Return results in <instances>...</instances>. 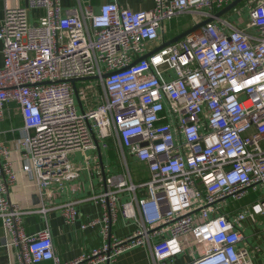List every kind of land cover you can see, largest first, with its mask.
Wrapping results in <instances>:
<instances>
[{
  "label": "built area",
  "instance_id": "1",
  "mask_svg": "<svg viewBox=\"0 0 264 264\" xmlns=\"http://www.w3.org/2000/svg\"><path fill=\"white\" fill-rule=\"evenodd\" d=\"M234 1L154 0L134 12L107 0L95 12L91 0H78L79 11L64 10L61 0H26L5 9L0 120L7 104L18 108L23 171L45 190L73 181L79 173L69 156L114 136L122 156L149 174L142 184L103 176L95 198L103 217L88 225L98 224L107 242L63 263L48 230L27 234L25 212L7 199L17 176L0 144V220L19 264H111L138 246L148 247L152 264L183 254L184 264H254L244 224L264 217V0H244L246 24L218 27L213 11ZM183 13L210 21L135 63L162 24ZM82 78H95L97 91L69 82ZM137 188L142 198L118 204L119 194ZM250 194L240 209L230 206ZM72 205L60 207L68 223ZM119 213L140 224L121 240L110 236Z\"/></svg>",
  "mask_w": 264,
  "mask_h": 264
},
{
  "label": "crops",
  "instance_id": "2",
  "mask_svg": "<svg viewBox=\"0 0 264 264\" xmlns=\"http://www.w3.org/2000/svg\"><path fill=\"white\" fill-rule=\"evenodd\" d=\"M106 1L91 0L90 4L97 12L100 5ZM117 1L120 8L134 12L147 11L154 6V0ZM245 1L229 12H224L228 5L215 9L213 11L215 24L222 27V22H228L234 26H242L243 19L237 13H244L247 16ZM25 6L26 0H0V23L6 8ZM61 6L66 11H79L81 7L78 0H61ZM240 7H244V10L240 11L242 9ZM40 14L41 12H31L32 18ZM204 21L206 20L191 13L173 17L162 24L159 38L150 44L148 52L171 42ZM22 128L23 123L18 108L14 104H7L4 107L3 118L0 120V144L11 152L10 161L17 177L16 182L9 187L6 197L11 204L25 212L22 216V226L25 232L34 234L47 229L54 253L63 263L72 262L83 254L100 249L107 240L98 224L95 226L88 224L101 220L103 217V207L99 200L95 199L104 191L103 176H122L133 184H142L149 177L147 166L131 158L125 152L122 156L117 147V140L112 136L100 141L98 149L89 150L85 154L74 152L69 156V161L79 173L75 180L64 182L62 185H51L46 190L41 189L33 176L22 169L18 148V141L23 136ZM144 193L143 188H137L134 192L121 193L118 204L121 205L134 198H142ZM66 204H73L75 211V217L71 223L66 221L60 208ZM44 209L45 212H43ZM256 220L258 223L253 224L246 221L248 225L245 227L244 234L253 248H256L250 254L253 263L264 264V217H257ZM139 225L138 220L126 219L119 213L117 220L110 227V236L117 240L127 238L139 229ZM8 241L0 220V264H19L17 249L13 246H6ZM111 264H152V258L147 246H138L125 251Z\"/></svg>",
  "mask_w": 264,
  "mask_h": 264
},
{
  "label": "rangeland",
  "instance_id": "3",
  "mask_svg": "<svg viewBox=\"0 0 264 264\" xmlns=\"http://www.w3.org/2000/svg\"><path fill=\"white\" fill-rule=\"evenodd\" d=\"M245 5V4H244ZM243 6V5H242ZM242 8L240 11L244 10V7H240ZM237 15H239V17L241 19H243L244 23L246 24L247 21H248V16H246L244 13H237ZM78 89H81V90H84L85 92L89 93L90 91L94 92V91H97L98 87H99V82L97 80H89V81H82V82H79L78 84ZM75 106H76V109L78 111V113H80V108H79V105H78V102L77 100L75 99ZM132 169H135L132 167ZM256 195L254 194H250L243 202H231L229 201V203H231L230 206H232L234 209H240L241 206L244 204V203H248L250 202L251 200H253L255 198ZM256 222L258 223V220H256ZM248 223L246 222L244 224L245 227H247ZM188 261V256L187 254H183L179 257H176L174 260H173V263L172 264H184L185 262Z\"/></svg>",
  "mask_w": 264,
  "mask_h": 264
},
{
  "label": "water",
  "instance_id": "4",
  "mask_svg": "<svg viewBox=\"0 0 264 264\" xmlns=\"http://www.w3.org/2000/svg\"><path fill=\"white\" fill-rule=\"evenodd\" d=\"M242 1H244V0H236V1H234L233 3L229 4V5L225 8L224 12H229V11H231L233 8H235L236 6H238ZM224 12H222V13H224ZM219 16H220V15H219ZM209 21H210V20H206V21H204V22H202V23L197 24L196 26H194V27L191 28L190 30L184 32L183 34H181L180 36H178L177 38H175V39L172 40L171 42H167V43H165L164 45H162L161 47L157 48L155 51H158V50L162 49L163 47H166V46H169V45H171V44H173V43H176L177 41L183 39L185 36H187V35H189V34L195 32L196 30H199L201 27H203L204 25H206ZM149 55H150V53H149V54H146V55L143 56L142 58L136 60L135 63H136L137 61H140V60H142V59L147 58ZM94 79H95V78L73 79V80H70L69 82H70L71 84L75 85L76 82L89 81V80H94Z\"/></svg>",
  "mask_w": 264,
  "mask_h": 264
}]
</instances>
